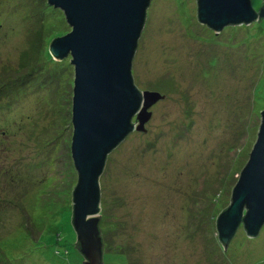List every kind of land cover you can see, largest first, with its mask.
Returning <instances> with one entry per match:
<instances>
[{
    "label": "rangeland",
    "instance_id": "obj_1",
    "mask_svg": "<svg viewBox=\"0 0 264 264\" xmlns=\"http://www.w3.org/2000/svg\"><path fill=\"white\" fill-rule=\"evenodd\" d=\"M68 31L46 0H0V260L10 264H83L71 224L74 69L48 48ZM132 75L165 98L107 157L104 264H264V225L255 238L240 226L226 250L215 229L264 110V17L216 34L196 0H151Z\"/></svg>",
    "mask_w": 264,
    "mask_h": 264
},
{
    "label": "water",
    "instance_id": "obj_2",
    "mask_svg": "<svg viewBox=\"0 0 264 264\" xmlns=\"http://www.w3.org/2000/svg\"><path fill=\"white\" fill-rule=\"evenodd\" d=\"M256 10L250 0H196L197 19L216 34L225 26L250 24L264 17V0ZM62 11L71 28L54 37L49 52L68 55L74 69L70 155L77 174L72 189L71 224L83 264H104L100 229L101 187L107 157L136 131H146L150 108L165 98L139 90L132 62L151 0H46ZM264 225V110L256 139L231 190L229 204L216 217L224 250L241 226L255 238Z\"/></svg>",
    "mask_w": 264,
    "mask_h": 264
},
{
    "label": "trees",
    "instance_id": "obj_3",
    "mask_svg": "<svg viewBox=\"0 0 264 264\" xmlns=\"http://www.w3.org/2000/svg\"><path fill=\"white\" fill-rule=\"evenodd\" d=\"M255 8V7H254ZM256 9V8H255ZM257 10V9H256ZM101 205H103V200L101 201ZM102 207V206H101ZM100 229H101V227H100ZM102 232V231H101ZM103 234H105V232L103 233ZM76 235V234H75ZM104 237V236H103ZM57 244H58V246H60L61 244L59 243V239L57 240ZM74 247H75V249L76 250H78V248H77V246H76V243L74 244ZM65 249V252H66V254H68V251H67V249L66 248H64ZM118 249H120V248H118ZM79 251V250H78ZM80 253V252H79ZM104 254H106V253H104ZM80 255H81V253H80ZM117 255H124L122 252H120L119 253V251L115 254V256H117ZM81 257H82V259H84L83 258V256L81 255ZM0 264H10L8 261H6V260H0Z\"/></svg>",
    "mask_w": 264,
    "mask_h": 264
},
{
    "label": "clouds",
    "instance_id": "obj_4",
    "mask_svg": "<svg viewBox=\"0 0 264 264\" xmlns=\"http://www.w3.org/2000/svg\"><path fill=\"white\" fill-rule=\"evenodd\" d=\"M70 31H71V28H70ZM71 58V57H70Z\"/></svg>",
    "mask_w": 264,
    "mask_h": 264
}]
</instances>
